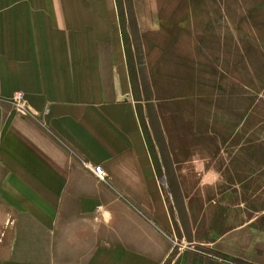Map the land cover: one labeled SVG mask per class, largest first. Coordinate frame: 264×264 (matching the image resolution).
I'll use <instances>...</instances> for the list:
<instances>
[{
  "label": "crops",
  "instance_id": "0c3cea01",
  "mask_svg": "<svg viewBox=\"0 0 264 264\" xmlns=\"http://www.w3.org/2000/svg\"><path fill=\"white\" fill-rule=\"evenodd\" d=\"M130 89L115 0H0V196L11 203L0 212L13 218L0 264H166L176 226ZM198 213L185 248L214 245L264 264L254 226L242 239L221 224L213 239Z\"/></svg>",
  "mask_w": 264,
  "mask_h": 264
},
{
  "label": "rangeland",
  "instance_id": "374dc122",
  "mask_svg": "<svg viewBox=\"0 0 264 264\" xmlns=\"http://www.w3.org/2000/svg\"><path fill=\"white\" fill-rule=\"evenodd\" d=\"M115 1L130 97L176 226L166 264H258L182 242L202 223L200 208L213 239L221 224L230 238L235 224L237 237L254 226L264 242V0ZM190 158L197 220L179 179ZM9 204L0 196V209ZM12 219L0 212V237Z\"/></svg>",
  "mask_w": 264,
  "mask_h": 264
},
{
  "label": "built area",
  "instance_id": "2783aa9c",
  "mask_svg": "<svg viewBox=\"0 0 264 264\" xmlns=\"http://www.w3.org/2000/svg\"><path fill=\"white\" fill-rule=\"evenodd\" d=\"M14 101L19 108L26 109L27 101L25 99V94L23 92H18L15 96ZM87 167L101 180H105L107 173L102 166L87 164Z\"/></svg>",
  "mask_w": 264,
  "mask_h": 264
}]
</instances>
